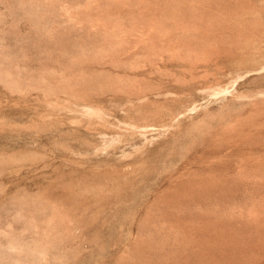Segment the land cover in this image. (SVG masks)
Returning <instances> with one entry per match:
<instances>
[{
	"label": "rangeland",
	"instance_id": "rangeland-1",
	"mask_svg": "<svg viewBox=\"0 0 264 264\" xmlns=\"http://www.w3.org/2000/svg\"><path fill=\"white\" fill-rule=\"evenodd\" d=\"M81 261L264 264V0H0V264Z\"/></svg>",
	"mask_w": 264,
	"mask_h": 264
},
{
	"label": "bare ground",
	"instance_id": "bare-ground-1",
	"mask_svg": "<svg viewBox=\"0 0 264 264\" xmlns=\"http://www.w3.org/2000/svg\"><path fill=\"white\" fill-rule=\"evenodd\" d=\"M24 1H25V0H24ZM28 6H29V5H28ZM64 11H65V10H64ZM105 50H106V49H105ZM107 90H108V92H107ZM103 92H105L104 94H107V93L109 94V92H111V91L107 88L106 91H103ZM103 92H102V93H103ZM155 179H156V178H155ZM143 186H144V185H143ZM149 187H150V186H149ZM139 188H140V187H139ZM150 188H151V187H150ZM150 188H149V190H150ZM143 189H144V188H143ZM151 189H152V188H151ZM133 190H134V189H133ZM146 190H147V189H146ZM142 192H143V191H142ZM144 192H145V191H144ZM144 192H143V193H144ZM143 193H141V195H143ZM145 193H146V195H149V194H148V191L145 192ZM145 193H144V194H145ZM141 195H140V196H141ZM128 196H129V199L131 198L130 201H132V202H131V204L128 205V206L123 205L122 210H123L124 212H125V211H128V210L131 209V208H133V209H138V208H137V207L139 206L138 204H139L140 201H141V200H140L139 203H138V198L140 199V198L142 197V196L140 197L139 194H138V191H135V190H134V191H130V193H129ZM147 197H148V196H147ZM147 197H145V198H147ZM145 198H144V197H143V199L141 198L142 201L145 200ZM146 202H147V201H146ZM126 204H127V203H126ZM142 205L145 206L146 204L144 205V203H143V204H141V206H142ZM120 207H121V206H120ZM143 208H144V207H143ZM139 210H140V209H139ZM145 210H147V209H145ZM131 211H132V209H131ZM133 212H134V211H133ZM114 217H115V216H114ZM121 219H122V220L124 219V222H125V223L127 222V220L125 221L126 217H121V218L119 219V221H120ZM127 219H129V218L127 217ZM130 220H131V219H130ZM130 220H128V222H129ZM117 222H118V220H117ZM115 223H116V222H115ZM115 223L112 222L111 225H110V234H109L108 239L106 240V244H108V242L110 243L111 240H114L115 243H116V242H121V241H122V240H121L122 237H121V236H120V238L118 237V235H120L121 233H120V234L118 233V235H115V236H117V237H115V239L112 237V236L114 235L113 230H115L114 228L116 227V224H115ZM120 224H122V223H120ZM126 224H127V223H126ZM108 225H109V224H108ZM122 225H123V224H122ZM118 226H119V224H118ZM108 228H109V227H108ZM108 228H107V229H108ZM120 228H122V227H120ZM117 229H119V228H117ZM116 231H117V230H116ZM112 234H113V235H112ZM115 234H117V233H115ZM125 234H126V233H125ZM123 235H124V234H123ZM123 235H122V236H123ZM125 236H126V235H125ZM126 237H127V236H126ZM64 238H65V237H64ZM123 238H125V237L123 236ZM13 239H14V238H13ZM125 239H126V238H125ZM14 241H16V240H14ZM59 241H60V240H59ZM18 242H19V241H18ZM15 243H16V242H15ZM52 243H53V242H52ZM58 243H59V242H58ZM22 244H25V243H22ZM54 244L57 245V243H54ZM54 244H53V245H54ZM109 245H110V244H109ZM16 246H17V245H16ZM24 246H25V245H24ZM13 247H14V246H13ZM53 248H54V247H53ZM58 248H59V247H58ZM54 249L56 250V249H57V246H56V248H54ZM55 250H54V251H55ZM1 251H2V250H1ZM6 251H7V250H6ZM28 251H29V250H28ZM31 251H32V250H31ZM54 251H53V252H54ZM102 251H103V250H102ZM23 252H24V251H23ZM33 252H34V251H33ZM55 252H56V251H55ZM105 252H106V251H105ZM3 253H4V252H3ZM7 253H8V252H7ZM20 253H21V251H20ZM20 253H18V254H20ZM25 253H26V252H25ZM28 253H29V252H28ZM31 253H32V252H31ZM1 254H2V252H1ZM16 254H17V253H16ZM33 254H34V253H32L31 256H30L29 258H30V260H32V261H33V260L36 261V260H37V258H36L37 256H34ZM101 254H102V253H100L99 255L102 256L103 254H102V255H101ZM5 255H6V254H5ZM5 255H4V254L1 255V257H2V256L5 257ZM21 255H22V254H21ZM53 255H54V253H53ZM56 255H58V252L55 253V255H54L55 257H53V258H56ZM15 256H17V255H15ZM24 256L26 257L27 255H24ZM13 257H14V256H13ZM62 257H63V256H62ZM29 258H28V260H29ZM53 258H52V259H53ZM25 260H26V259H25ZM52 261H53V260H52ZM61 261L64 262L63 260H60L59 263H62ZM89 262H90V261H89ZM79 264H82V261H81Z\"/></svg>",
	"mask_w": 264,
	"mask_h": 264
}]
</instances>
